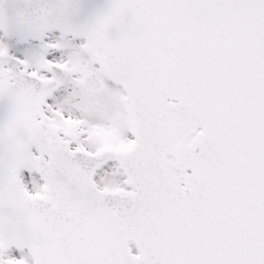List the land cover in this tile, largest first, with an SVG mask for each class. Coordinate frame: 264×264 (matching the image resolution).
Here are the masks:
<instances>
[{
  "label": "snow or ice",
  "instance_id": "1",
  "mask_svg": "<svg viewBox=\"0 0 264 264\" xmlns=\"http://www.w3.org/2000/svg\"><path fill=\"white\" fill-rule=\"evenodd\" d=\"M0 264H264V0H0Z\"/></svg>",
  "mask_w": 264,
  "mask_h": 264
}]
</instances>
